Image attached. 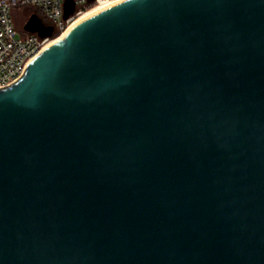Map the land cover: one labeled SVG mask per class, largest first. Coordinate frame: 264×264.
<instances>
[{
	"label": "water",
	"instance_id": "1",
	"mask_svg": "<svg viewBox=\"0 0 264 264\" xmlns=\"http://www.w3.org/2000/svg\"><path fill=\"white\" fill-rule=\"evenodd\" d=\"M0 264H264V0L122 1L0 89Z\"/></svg>",
	"mask_w": 264,
	"mask_h": 264
},
{
	"label": "built area",
	"instance_id": "2",
	"mask_svg": "<svg viewBox=\"0 0 264 264\" xmlns=\"http://www.w3.org/2000/svg\"><path fill=\"white\" fill-rule=\"evenodd\" d=\"M76 13L65 19L66 0H0V89L9 87L24 74L31 63L48 46L56 33H63L71 22L89 6L111 0H73ZM37 9L44 18L34 10L46 26L55 30L53 37L41 38L38 34L19 30L14 23L13 12L17 9Z\"/></svg>",
	"mask_w": 264,
	"mask_h": 264
},
{
	"label": "bare ground",
	"instance_id": "3",
	"mask_svg": "<svg viewBox=\"0 0 264 264\" xmlns=\"http://www.w3.org/2000/svg\"><path fill=\"white\" fill-rule=\"evenodd\" d=\"M122 1L125 0H111L108 2H99L96 3L92 8L88 9L87 11H83L82 13L79 14V16L77 18H75L73 20V22L70 23V25L68 26V28L56 39H53L50 41V43L48 44V46L46 48H48L49 46L55 44L56 42H58L59 40H62L65 38V35L78 23L82 22L83 20L89 18L90 16L104 10L107 8H110Z\"/></svg>",
	"mask_w": 264,
	"mask_h": 264
},
{
	"label": "rangeland",
	"instance_id": "4",
	"mask_svg": "<svg viewBox=\"0 0 264 264\" xmlns=\"http://www.w3.org/2000/svg\"><path fill=\"white\" fill-rule=\"evenodd\" d=\"M94 5L89 6L87 9L84 10V12L87 11L88 9L92 8ZM34 10L37 11L39 13V15L44 18L42 13L37 9L32 10V9H27V8H23V9L19 8L13 12L14 23L18 27L19 30H23L24 25L27 23L30 16L34 13ZM60 35H61V33H60ZM59 36H57V37L55 36L53 39H56Z\"/></svg>",
	"mask_w": 264,
	"mask_h": 264
},
{
	"label": "trees",
	"instance_id": "5",
	"mask_svg": "<svg viewBox=\"0 0 264 264\" xmlns=\"http://www.w3.org/2000/svg\"><path fill=\"white\" fill-rule=\"evenodd\" d=\"M35 13H36V11H35ZM59 35H60V33H56V35H55V36L57 37V36H59Z\"/></svg>",
	"mask_w": 264,
	"mask_h": 264
}]
</instances>
